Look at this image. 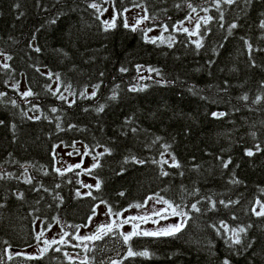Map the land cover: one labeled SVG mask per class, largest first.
I'll return each instance as SVG.
<instances>
[{"label":"trees","instance_id":"obj_1","mask_svg":"<svg viewBox=\"0 0 264 264\" xmlns=\"http://www.w3.org/2000/svg\"><path fill=\"white\" fill-rule=\"evenodd\" d=\"M112 2L123 13L143 5L149 26L168 25L167 33L175 37L172 47L166 41L147 42L142 28L123 27V17L104 31L103 17L89 7H103V0H0V51L12 57L0 61L10 65L0 68V93H6L0 97V173L11 174L0 180V264H69L62 255L68 246L61 253L52 246L34 259L9 258V252L37 243L38 220L44 228L57 219L66 227L86 225L101 199L116 212L157 193L185 211L198 202L201 212H190L191 219L175 237L133 238V249L148 250L149 258L124 259L128 245L119 237H105L98 242L102 250L88 253L96 264H264V217L255 214L257 202L264 204V51H256L264 49V0L223 6L224 26L211 21L199 49L191 37L172 30L190 12L185 0ZM188 2L208 8L209 16L219 15L212 0ZM231 23L238 27L229 35ZM245 40L253 46L251 58ZM37 47L40 52L34 51ZM137 66L160 75L153 71L143 81ZM47 72L58 74L62 86L70 85L72 101L59 99ZM22 78L34 93L26 98L29 102L12 85ZM245 95L247 101L241 99ZM257 97L262 99L254 103ZM101 105L104 110L98 112ZM213 113L226 115L216 118ZM76 142L93 154L111 150L90 174L101 181L99 190L91 189L95 200L76 196L79 170L63 176L54 171L57 146ZM249 149L253 156L246 155ZM173 156L179 168L169 167L167 157ZM132 157L146 163H133ZM27 177L31 184L24 182ZM209 198L216 202L215 210H210ZM221 222L228 231H217ZM240 227L246 233L234 244L231 229Z\"/></svg>","mask_w":264,"mask_h":264},{"label":"snow or ice","instance_id":"obj_2","mask_svg":"<svg viewBox=\"0 0 264 264\" xmlns=\"http://www.w3.org/2000/svg\"><path fill=\"white\" fill-rule=\"evenodd\" d=\"M103 2L107 3L108 0H103ZM185 2H186L187 8L190 9V12L185 17L184 21H181L177 24H174L172 26V30L176 31V32H182V33L186 34L188 37L196 36L197 39L194 41H191V42L195 45L196 49H199L203 46L204 36L207 35V33L210 31V29H208L207 25L215 19L220 23V27H223L224 26V24H223L224 7L223 6L226 5L228 7H231L232 5L237 3V0H212V3L214 4L217 13L219 14L218 17H213V16H209V15H205V16L201 17V16H199V13H198L196 6H194L191 2H188V0H185ZM244 2L249 3L250 0H244ZM136 6L140 7L141 5H136ZM89 7L96 10V12H98L100 15H103V13L107 11L106 8L102 7V4H98V3H91L89 5ZM175 7L179 9L181 7V5L179 3H177L175 5ZM200 10L204 11V12L209 11L208 8H201ZM126 11H128V9H124V12H126ZM144 12H145V14L142 17H140L139 19H137L136 24L129 25L127 22V18L124 16L123 12H115L114 11V16H113L112 20L102 21V24L104 25V31H109L110 29H114L117 26L116 25V19H118L120 17H123V27L130 28L131 31H136L137 26L140 23H143V22L150 19L149 15L147 14V8H144ZM193 14H196L195 17L193 16ZM99 18H100V16H97V19H99ZM185 22L194 24V27L192 29L184 27ZM53 23H55V21H53ZM202 24L204 26L203 32H201ZM237 27H238L237 23H231L227 29L228 34L231 35L232 30L236 29ZM260 28L264 29V21H261ZM151 30H152L151 28L141 30L142 32H144V35L147 39V42L152 43V44H156L157 40H159L161 43L165 42V38L163 37V35H161L160 37H147V33ZM168 31H169L168 25H166V24L163 25L162 26V32H168ZM174 40H175V37L172 35H170L167 38L166 42L168 44V47H172ZM245 45L248 49L249 56L251 58L253 46L247 40H245ZM34 51L40 52V49L37 47L34 49ZM256 51H264V49H256ZM0 56H3L5 61L11 60V58H12L11 56L6 55L2 51H0ZM253 66H255L254 62H253ZM141 67L142 66H137L138 72L140 71ZM0 68L8 69V68H10V65L7 63H3V64H0ZM37 70L39 71V69H37ZM120 71L126 72L127 69L121 68ZM147 71L149 73H152L153 71H155L156 75H160L159 70H156V69L148 68ZM101 75H103V74H101ZM48 78L51 79V75H49ZM141 78L151 79V76L141 77ZM56 79H57V81L59 80L58 74H56ZM262 86H264V85H262ZM69 87H70V85H69ZM98 88H99V85H96L95 90H98ZM95 90L93 91L92 96L95 95ZM131 90L136 91L137 89L133 88ZM49 91H52V89L50 87H49ZM56 91L58 92L59 89H57ZM86 92H87V89H85L84 93H81V96L83 97L86 94ZM4 95H6V93H0V97H3ZM21 95L23 98L26 99L28 97H33L34 93L31 91V89H29L26 92L21 93ZM73 95H74V93H73ZM88 98H91V97H88ZM110 98L114 100V99H116V95L113 94V96ZM59 99L67 101V98L63 95H60ZM241 99L244 101H247L248 96L245 95V96L241 97ZM261 99H262V97H257L256 100L253 102L259 103ZM12 103L15 105V101H12ZM69 106H71V104H69ZM33 109L38 111V108L35 105L33 106ZM96 110L98 112H103L104 106L101 105ZM51 111L56 112L57 109L53 108V109H51ZM25 115H26V113H25ZM212 115L216 118H220V117H223L224 115H226V113H213ZM32 118L33 117H29V119H32ZM35 118L39 119V117H35ZM2 123H3V121L0 120V124H2ZM57 127L59 128V125H57ZM71 127H74V126H71ZM61 130H63V129H61ZM132 131L135 132L136 129L133 128ZM253 135H255V133H253ZM157 139H159V138H157ZM66 147H67V145H66ZM71 147L73 148L75 153L77 155H80L81 157L89 155L90 151H91L88 149L87 145H85V151L83 153H81L78 149H76L74 144L71 145ZM164 147L167 148L170 146L165 145ZM255 147H256V151H261L260 146L258 144ZM104 153H107L110 155L111 150L108 148H105ZM104 153H97L96 155L92 156V159L94 162L89 168H86V169L82 168V161H81V163H77L75 165H68L67 169H65V170H62L60 168H55L54 171L57 172L60 176H63L65 174V171H73L74 169H81V172H86L88 174H91L94 169L100 167L99 157L102 156ZM67 154L69 156L73 155L72 152H69ZM254 154L255 153L251 149L246 150V155L253 156ZM131 161L133 163L140 164V165H143L144 163H146V161L138 160L136 157H132ZM128 162H129L128 158H126L125 163H128ZM153 163H160L161 165H163V164H168V161L167 160H161V161L153 160ZM230 163H231V160L226 161L223 164V167L227 168ZM169 167H174V168L180 167V164L176 161L174 156L172 157V163L169 164ZM24 171H25V175H26L27 174V168H25ZM47 174L48 173L45 172V175H47ZM76 174L80 175L81 173L78 172ZM161 174L163 176H169L170 175V173L168 171H162ZM5 175H7L8 177H11L10 173L9 174L0 173V180L5 179ZM179 175L182 176L183 173H179ZM24 182L27 184H31L32 178L27 177ZM231 182L232 183H239L238 180H233ZM81 186L84 188L90 189V191H88L84 195H86L88 197H92V199H94V200L97 199L96 197H94L92 195L91 189L95 188L96 190H99L101 188V181L97 180V183L95 184V186H93L91 184H83V183H81ZM56 187H59V185L57 184ZM36 190L39 191L40 189H36ZM43 190L49 191L47 188H44ZM75 194L78 197L81 195V193L79 191H77ZM119 195L123 196L124 193L120 192ZM17 198L22 199L23 193H18ZM148 201H152L154 205L155 204H162V205H164V207H162V208L153 207L152 209H150V214L129 215L127 217L124 216V212L129 211L131 208H135V209L139 210V209L147 207ZM197 203L191 204L189 206V210L185 211L184 206H182L180 204H176L173 201H170L168 199H165L164 197L160 196L157 193L153 196L147 197L146 200L142 203L131 204V205H129L128 208L124 209L123 211L114 212L112 206L109 205L106 201L101 199L100 204H97L93 207V209H92L93 215L96 214V209L99 208L101 204H103L107 209L104 214L109 217L108 222H106L104 224L97 225L95 227L94 231L91 234L86 235V236H80L78 234V231L80 228L86 227L87 225H68L67 227L75 228L77 230V232L72 233V232H67V231L62 230V234L60 235L59 239H55V238H53L51 240L44 239L42 242L45 245V247L40 249V254L42 256L44 253L48 252L49 249L52 248L53 245H60L58 247L52 248V250L54 252H57V253L62 252L63 246H70L72 248H80L81 251L84 253L83 258L79 260V264H96L95 256H89L88 253L89 252H95L97 249L102 250L103 245L98 243V242L104 241L105 237H108V238L119 237L122 239V242L124 244L128 245L127 252H126L124 259L136 258V257L149 258L151 256V253L148 250L145 249V250H141V251H135L133 249V246L130 243L133 240V238H141V237L159 238V237H164V236L175 237L187 225L188 220L191 219L190 212H193V211L196 213L201 212V209L199 207H197ZM209 203H210V210H215L216 202L212 201L209 198ZM219 203L224 205L225 207L229 206L227 203H225V201H220ZM232 203H236V202H232ZM257 203L259 204V207L261 210L259 212H255V209H253V211L255 212V214L257 216L264 217V204H260L259 202H257ZM0 207H3V205H0ZM113 217H115V219H113ZM154 217H155V219H154ZM171 217L177 218V221L173 224L161 226V227L154 229V230L144 229L141 227L142 224H147L148 222H151L153 224L158 225V224H160L161 220H166V219H169ZM90 222H91V217L89 218V223ZM57 223H59L58 219H57ZM125 225L131 226L130 232L121 231V229ZM213 227H216V226H213ZM220 229H224L225 231L229 230L228 226L224 222L220 223L219 228H217V231L219 232ZM231 231H232V236L230 237V239H231L232 243L240 244L241 243L240 234L246 233V229L244 227H240L238 229H231ZM43 236H44V230L41 229V231L36 236V240L38 243L41 242V237H43ZM69 236H71V240L67 239ZM72 241H76V243H72ZM89 244H91V247H89ZM17 255H19V253H17ZM62 255L69 261V264H76V258H79L81 253L80 252L75 253V257L73 255H70L68 252H62ZM9 258H11V257H9ZM26 258L27 259H34L36 257L27 256ZM100 264H105V262L103 260H101ZM110 264H122V261L112 260V261H110ZM224 264H229V262L227 260H225Z\"/></svg>","mask_w":264,"mask_h":264},{"label":"rangeland","instance_id":"obj_3","mask_svg":"<svg viewBox=\"0 0 264 264\" xmlns=\"http://www.w3.org/2000/svg\"><path fill=\"white\" fill-rule=\"evenodd\" d=\"M103 8H106L107 11L103 13V15H101L105 20H112L113 16H114V5L112 0H108L107 3L104 4ZM144 6L141 5L140 7L137 6H133L128 8V11L124 12V16L127 18V22L129 25H134L136 24L137 19H139L140 17H142L145 12H144ZM199 16L203 17L205 15H208V12H204L201 11L200 9H197ZM116 12V11H115ZM196 14H193V16L195 17ZM185 18L181 21H184ZM180 21V22H181ZM179 23V22H178ZM162 26H149L147 21L140 23L137 28H142V29H148L151 28L152 30L149 31L147 33V37H160L161 35H163V37L165 38V41H167V38L172 35V33H167V32H162ZM184 27H187L189 29H192L194 27V24L191 23H184ZM173 36V35H172ZM194 40L197 39L196 36H192L191 37ZM0 61L1 62H6L3 56H0ZM8 64V62H7ZM49 75H51V79H52V83H53V89L57 90L59 89L61 95L65 96L66 98H69L70 101H72L71 99H73V93L72 90L69 86H62L59 82V80L57 81L56 79V74H52L50 72ZM150 73L147 71L146 68L140 69V76L139 79H142L143 81L145 79L141 78V77H149ZM12 85L16 86L19 88V91L21 93L26 92L27 90H29L28 85L26 84V81L22 78L19 82L14 83L12 82ZM27 102H29L28 99H26ZM33 113V112H32ZM73 145V144H72ZM75 148L78 149L81 153H83L85 151V145L82 142H76L74 143ZM89 149V147H88ZM90 150V149H89ZM103 150L102 149H98L97 152L101 153ZM72 152L73 155L69 156L67 153ZM96 154H93L90 151V154L87 156H83L81 157L80 155H77L75 153V151L73 150V148L71 146H64V145H59L56 150H55V157H56V166L57 168H60L62 170L67 169L68 165H75L77 163H81L82 161V168H89L92 164H93V159L92 156H94ZM168 160H170L172 162V157H167ZM76 170V169H74ZM79 170L80 174V184H91L93 186H95V184L97 183V179L95 177H92L90 174L86 173V172H81V169H77ZM71 171H65V173H68ZM88 191H90V189L88 188H84L80 185V193L81 195H84L85 193H87ZM262 204V203H260ZM153 207L155 208H162L164 207V205L162 204H153L152 201H148L147 203V207L142 208V209H135V208H131L129 211L124 212V216L127 217L129 215H142V214H150V209H152ZM255 209L257 212H259L261 209L259 207V204L257 203L255 206ZM106 207L101 204L99 208L96 209V214L91 216V222L87 223L86 227H82L79 229L78 234L80 236H86L91 234L95 227L99 224H104L106 222L109 221V217L106 216L104 213L106 212ZM113 219H115V217H113ZM155 219V217H154ZM177 221L176 217H171L169 219L166 220H161L160 224H153L151 222H148L147 224H142L141 227L144 229H149V230H154L157 229L161 226H166L169 224H173ZM41 229L44 230V236L41 237V242L40 243H36L35 245L29 247V248H24V249H20V250H14V251H10L9 255L10 257H14V256H23V257H27V256H37L40 255V249L45 247V245L43 244V240L44 239H48L51 240L53 238L55 239H59L60 235L62 234V230L63 231H67V232H72V233H76L77 230L76 229H68L66 226H64L62 223H57V221L53 222L50 225H47L45 228L42 226V221L38 220L35 224V230L37 232V234L41 231ZM121 231L123 232H130L131 231V226L130 225H125ZM68 240H71V236H69L67 238ZM121 239V238H120ZM72 243H76V241H72ZM53 246H60V245H53ZM89 247H91V244H89ZM69 250L68 253L70 255H73L75 257V253L80 252L81 255L79 258H76L78 260L82 259L84 256V253L81 251L80 248H72L70 246H68ZM17 253H19V255H17Z\"/></svg>","mask_w":264,"mask_h":264}]
</instances>
